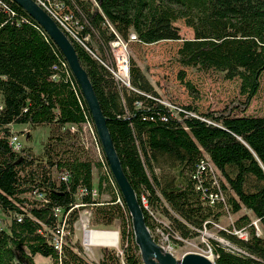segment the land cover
Wrapping results in <instances>:
<instances>
[{"label": "trees", "instance_id": "16d2710c", "mask_svg": "<svg viewBox=\"0 0 264 264\" xmlns=\"http://www.w3.org/2000/svg\"><path fill=\"white\" fill-rule=\"evenodd\" d=\"M173 1L48 0L70 15L66 22L70 31L53 20L69 37L88 74L155 241L158 227L181 245L222 218L243 211L217 229L226 244L210 240L214 262L264 264V116L246 113L264 71V30L257 40L241 39L244 51L232 60L241 68L239 94L246 98L242 103L210 111L174 100L167 103L132 54L128 84L116 75L110 43L127 40L131 30L141 36L133 29L135 15H164ZM194 6L203 9L213 24L253 19L264 28V0H202ZM233 44L235 52L237 46L242 48L239 42ZM194 45L188 43L183 52ZM195 48H202L192 55L201 57V69L218 65L215 48L207 43ZM187 86L192 89L188 82ZM87 119L93 124L58 46L13 0H0V211L9 217L6 228H0V264H34L36 255L50 258V264H92L75 236L74 224L84 209L90 210L93 226L105 229L118 224L121 254L103 248L99 264H143L129 211L101 144L98 161L85 147L81 125ZM15 124L29 130L48 127L41 154L35 155L29 146L13 150L10 136L22 133L13 129ZM201 162L205 169L200 171ZM60 225L65 235L57 250L54 239ZM235 231L245 232L246 238Z\"/></svg>", "mask_w": 264, "mask_h": 264}, {"label": "rangeland", "instance_id": "374dc122", "mask_svg": "<svg viewBox=\"0 0 264 264\" xmlns=\"http://www.w3.org/2000/svg\"><path fill=\"white\" fill-rule=\"evenodd\" d=\"M201 1L176 0L167 4V11L164 15L160 12L144 13L143 18L135 15L133 29H138L141 36L133 30L130 34H135L143 43L138 40L129 41L125 50L111 47L119 80L128 84V56L132 54L137 58L149 80L156 86L167 103L174 100L180 104L192 105L197 111H210L245 101L246 98L239 94L238 71L241 68L233 64L232 60L236 59L237 53L244 51L241 39L248 37L257 40L256 38L259 37L264 28L253 19H228L213 24L203 9L194 6L195 3ZM190 42H195V45L190 46L189 51L186 50L184 53L183 50L187 48ZM235 42H239L242 46L240 49L237 46L236 52L234 50L236 45L233 44ZM198 43H207L218 51L216 52L219 55L216 62L218 65L213 63L214 65L207 70L199 67L202 65L201 57L192 58V55H196L197 51L202 49H194ZM190 50L193 51L190 52ZM118 55L126 58V64L120 60ZM187 82L192 85V89L187 86ZM246 113L264 116V71L260 76V88L249 103ZM22 128L28 127L19 124L13 125L15 131H22ZM29 131L31 136L22 135L20 141L23 146L31 147L35 155H39L42 153L43 143L47 139L49 129L47 126H38ZM92 149L94 161L101 160L102 152L97 154L94 148ZM165 172L170 174L168 169H165ZM93 174L96 184L98 178L96 167L93 169ZM240 213L222 218L220 223L214 225L212 229H204L199 236L185 240L181 245L170 241L168 235L159 227L155 230L154 236H156L158 244L176 258H181L187 252H199L214 260L210 249V240H219L226 244L225 240L218 235L217 229L229 225ZM152 214L158 220H162L157 212L152 211ZM89 216L88 211H82L79 220L75 223V236L81 244L85 256L89 254L83 246L84 239L86 240V230L92 232H94L93 230L115 231L118 226L115 222L111 227L100 229L89 223ZM8 222L9 217L0 211L1 227L6 228ZM90 249L93 251L91 263L99 264V259L102 257L101 249L97 246L90 247ZM50 262V258L40 255L33 258L34 264H50Z\"/></svg>", "mask_w": 264, "mask_h": 264}, {"label": "water", "instance_id": "95a60500", "mask_svg": "<svg viewBox=\"0 0 264 264\" xmlns=\"http://www.w3.org/2000/svg\"><path fill=\"white\" fill-rule=\"evenodd\" d=\"M13 1L42 27L58 46L80 87L110 172L129 211L135 243L139 248L143 264H215L211 257L199 252H187L181 258H176L155 241L146 226L134 189L123 171L108 129L107 118L103 114L88 74L80 63L75 47L50 15L36 1Z\"/></svg>", "mask_w": 264, "mask_h": 264}, {"label": "built area", "instance_id": "2783aa9c", "mask_svg": "<svg viewBox=\"0 0 264 264\" xmlns=\"http://www.w3.org/2000/svg\"><path fill=\"white\" fill-rule=\"evenodd\" d=\"M34 1H36L65 31H70L69 27H68V25L66 23L70 19V15L64 13L62 10H58L57 8H59V5H56V7L53 8L50 5V3L48 2V0H47V2L45 0H34ZM136 40L140 41L135 34H129V37H128L127 41H123L122 39L117 38L116 40H114V41H112L110 43V46L113 49L117 48L118 50H121V49L125 50L127 48V42L136 41ZM121 60H124V63L126 64V58L121 57ZM118 61H120L119 58H118ZM70 128H71L72 131L76 130V126L75 125H72ZM21 132L22 133H20L19 135L13 134L9 138V144L13 148L14 151H19L23 147V145H22V143L20 141V136H22V135L28 136L30 134V131H29L28 128H24ZM81 133L83 135V141H84L85 147L86 148L90 147V149L94 148L95 152L97 154H100V152H101L100 142H99L96 130L94 128V124H92L87 119L81 125ZM199 168H200V171L205 169V165H204L203 162L200 163ZM210 170H211V168H210ZM96 194H97V190H96V188H93L92 195L96 196ZM210 198H217V195L210 194ZM118 201H120V199H118ZM143 203H145V199L144 198H143ZM83 211H88L89 215H90V210L89 209H84ZM56 215L60 217L62 215L61 210L57 209ZM79 217H80V215H79ZM78 220H79V218H78ZM89 220H90V216H89ZM74 227H75V224H74ZM0 228H3V227H1V225H0ZM93 231H98V230H93ZM99 231L115 233L116 236H117L116 244L115 245H92V244H89L84 239L83 246L86 248V250L89 253L87 255L88 259H90V260L92 259L91 254H92L93 251H91L90 247H94V246H97L100 249L107 248V247L114 248V249H116L118 251V254H121V251H119V246H118V230H115V231L114 230H110V231L99 230ZM257 231H258V233H260V231L258 229H257ZM58 233H59L58 236L55 237V239H54V247L57 250H60L61 244H62V239H63L62 236L65 235V231H64L63 225H60ZM235 233L239 237L246 238V233L245 232L235 231Z\"/></svg>", "mask_w": 264, "mask_h": 264}, {"label": "bare ground", "instance_id": "6f19581e", "mask_svg": "<svg viewBox=\"0 0 264 264\" xmlns=\"http://www.w3.org/2000/svg\"><path fill=\"white\" fill-rule=\"evenodd\" d=\"M118 56L120 57V60H121V57H123L120 55ZM85 234H86V241L92 245H104V244L115 245L116 244L117 236L115 233L103 232V231L92 232L91 230H86Z\"/></svg>", "mask_w": 264, "mask_h": 264}, {"label": "crops", "instance_id": "0c3cea01", "mask_svg": "<svg viewBox=\"0 0 264 264\" xmlns=\"http://www.w3.org/2000/svg\"><path fill=\"white\" fill-rule=\"evenodd\" d=\"M23 129V128H22ZM29 136V135H28Z\"/></svg>", "mask_w": 264, "mask_h": 264}]
</instances>
